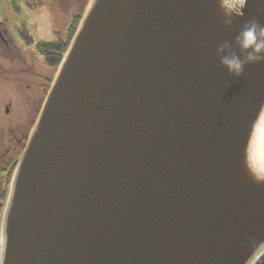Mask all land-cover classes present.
Masks as SVG:
<instances>
[{
    "label": "water",
    "instance_id": "obj_1",
    "mask_svg": "<svg viewBox=\"0 0 264 264\" xmlns=\"http://www.w3.org/2000/svg\"><path fill=\"white\" fill-rule=\"evenodd\" d=\"M264 0H89L13 174L0 264H258Z\"/></svg>",
    "mask_w": 264,
    "mask_h": 264
},
{
    "label": "flooded vegetation",
    "instance_id": "obj_2",
    "mask_svg": "<svg viewBox=\"0 0 264 264\" xmlns=\"http://www.w3.org/2000/svg\"><path fill=\"white\" fill-rule=\"evenodd\" d=\"M0 1L1 222L17 163L86 4L85 0H71L69 6L58 4L59 0Z\"/></svg>",
    "mask_w": 264,
    "mask_h": 264
},
{
    "label": "rangeland",
    "instance_id": "obj_3",
    "mask_svg": "<svg viewBox=\"0 0 264 264\" xmlns=\"http://www.w3.org/2000/svg\"><path fill=\"white\" fill-rule=\"evenodd\" d=\"M82 1V0H81ZM88 2V0H85V4ZM57 3V2H55ZM89 3V2H88ZM0 4H2V2L0 1ZM58 4H61V5H65V6H69L71 4V0H59ZM81 4L77 5V6H74V9H72V11L76 10L79 8ZM1 93V92H0ZM4 111V110H3Z\"/></svg>",
    "mask_w": 264,
    "mask_h": 264
},
{
    "label": "trees",
    "instance_id": "obj_4",
    "mask_svg": "<svg viewBox=\"0 0 264 264\" xmlns=\"http://www.w3.org/2000/svg\"><path fill=\"white\" fill-rule=\"evenodd\" d=\"M88 2H89V0H88ZM88 2L86 3V6H87V4H88ZM4 184V183H3ZM8 184H9V182L7 183V185L6 186H8ZM5 188H7V187H5ZM9 188V187H8ZM9 190V189H8ZM8 190H7V194H8ZM7 194H6V198H7ZM6 201V200H5ZM258 264H264V257L260 260V262H258Z\"/></svg>",
    "mask_w": 264,
    "mask_h": 264
}]
</instances>
